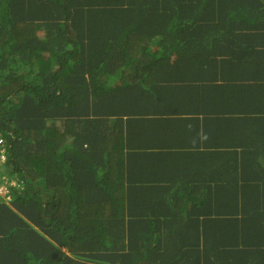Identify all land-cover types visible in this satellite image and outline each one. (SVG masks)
Instances as JSON below:
<instances>
[{
  "label": "trees",
  "instance_id": "trees-1",
  "mask_svg": "<svg viewBox=\"0 0 264 264\" xmlns=\"http://www.w3.org/2000/svg\"><path fill=\"white\" fill-rule=\"evenodd\" d=\"M197 97L244 187L141 171L140 125ZM0 138V264H264V0H0Z\"/></svg>",
  "mask_w": 264,
  "mask_h": 264
},
{
  "label": "crops",
  "instance_id": "crops-1",
  "mask_svg": "<svg viewBox=\"0 0 264 264\" xmlns=\"http://www.w3.org/2000/svg\"><path fill=\"white\" fill-rule=\"evenodd\" d=\"M199 98H195L193 103L180 102L182 108L177 109V114H180L182 110L183 112L179 119L178 116L170 113L172 112L170 110V112L168 111L167 119L151 120L148 124L140 125L143 138H145V135L149 137V144L153 146L152 143L162 142L155 148L152 147L147 156L142 158L141 171L145 173L151 182L157 181L161 177L162 172L170 168L179 173L178 177L179 175L190 174L182 179L183 183L190 189L226 187V184L230 181L232 185L236 184L244 187L247 184L245 180L248 178L247 174L249 172H244L242 168L249 166L250 155L243 148L237 147L234 132L230 131V127L227 124L220 123L219 119H214L213 122L207 114L201 115L198 120L193 119L196 118L195 116L186 114L185 108L188 106L193 107L198 103ZM159 102H161L160 99L155 102L144 103L143 105L150 104L153 106L143 111V113L156 112V104ZM168 105H173V101L168 100ZM188 118L192 119L187 121ZM227 165L230 166V169L232 167L237 168L235 180L226 179L221 181L223 184H218L213 183L210 178L205 180L207 175L201 177L202 173H209L211 169L225 171L227 170L225 168ZM163 182L168 183L169 181L165 180ZM167 183L164 184L166 185ZM195 196L199 199L201 198L199 192H196ZM0 252L3 254L2 250Z\"/></svg>",
  "mask_w": 264,
  "mask_h": 264
},
{
  "label": "built area",
  "instance_id": "built-area-1",
  "mask_svg": "<svg viewBox=\"0 0 264 264\" xmlns=\"http://www.w3.org/2000/svg\"><path fill=\"white\" fill-rule=\"evenodd\" d=\"M4 144H5V140L3 138H0V171L3 169V167L7 161V149H6ZM0 178L2 179L1 176H0ZM3 180H4V182L0 183V194L4 195V197L7 198V195L9 193L8 187L9 186H15L16 183L12 182V183H10V185H7V180L4 176H3Z\"/></svg>",
  "mask_w": 264,
  "mask_h": 264
},
{
  "label": "clouds",
  "instance_id": "clouds-1",
  "mask_svg": "<svg viewBox=\"0 0 264 264\" xmlns=\"http://www.w3.org/2000/svg\"><path fill=\"white\" fill-rule=\"evenodd\" d=\"M4 145H5V147H6V149H7V152H8V149H9V148H8V145L6 144V141H5V144H4ZM15 183H16V185L18 184L17 181H15ZM16 185H15V186H16ZM2 196L4 197V195H2ZM5 198H6V197H5ZM6 199L9 200L10 197H9V198L7 197ZM10 207H12V206H10ZM11 209H13V211H14L16 214H19L18 210H16L15 207H12Z\"/></svg>",
  "mask_w": 264,
  "mask_h": 264
}]
</instances>
